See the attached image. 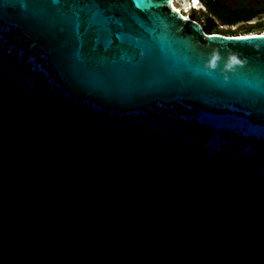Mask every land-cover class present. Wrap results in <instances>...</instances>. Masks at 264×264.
<instances>
[{
    "label": "water",
    "instance_id": "water-1",
    "mask_svg": "<svg viewBox=\"0 0 264 264\" xmlns=\"http://www.w3.org/2000/svg\"><path fill=\"white\" fill-rule=\"evenodd\" d=\"M174 0H0V264H264V33Z\"/></svg>",
    "mask_w": 264,
    "mask_h": 264
},
{
    "label": "flooded vegetation",
    "instance_id": "flooded-vegetation-1",
    "mask_svg": "<svg viewBox=\"0 0 264 264\" xmlns=\"http://www.w3.org/2000/svg\"><path fill=\"white\" fill-rule=\"evenodd\" d=\"M174 3L185 9L198 11L200 17L212 27L211 29L203 26L199 17L191 16L190 18L200 23L209 33L236 34L232 33L233 28L264 19V0H195V2L194 0H174ZM248 14H253V17L244 21L243 16Z\"/></svg>",
    "mask_w": 264,
    "mask_h": 264
},
{
    "label": "rangeland",
    "instance_id": "rangeland-1",
    "mask_svg": "<svg viewBox=\"0 0 264 264\" xmlns=\"http://www.w3.org/2000/svg\"><path fill=\"white\" fill-rule=\"evenodd\" d=\"M176 5L182 9V12L186 15V16H195V17H199L201 23L203 26L207 27V29H211L212 27L209 26L207 23H206V20H204L203 18L200 17L198 11H194V10H191V9H186L177 4ZM245 28H248L250 29V33H264V19L263 21H257V22H251V24H246V25H243L242 27H238V28H233L234 32L232 33H241ZM222 30V29H221ZM249 34V33H248Z\"/></svg>",
    "mask_w": 264,
    "mask_h": 264
},
{
    "label": "trees",
    "instance_id": "trees-1",
    "mask_svg": "<svg viewBox=\"0 0 264 264\" xmlns=\"http://www.w3.org/2000/svg\"><path fill=\"white\" fill-rule=\"evenodd\" d=\"M253 17V14H248L247 16L245 15V16H243L244 18H242L244 21H246V20H250L252 17ZM260 21H263V20H260ZM250 29H248V28H245L241 33H238V34H248V33H250ZM209 33V32H208ZM215 33V32H214ZM238 34H226V35H238Z\"/></svg>",
    "mask_w": 264,
    "mask_h": 264
},
{
    "label": "bare ground",
    "instance_id": "bare-ground-1",
    "mask_svg": "<svg viewBox=\"0 0 264 264\" xmlns=\"http://www.w3.org/2000/svg\"><path fill=\"white\" fill-rule=\"evenodd\" d=\"M194 2H195V0H194ZM174 5H175V3H174ZM175 6H176V5H175ZM176 8H178V7L176 6ZM186 9H188V8H186ZM186 9H185V10H186ZM179 10L182 11V9H180V8H179Z\"/></svg>",
    "mask_w": 264,
    "mask_h": 264
},
{
    "label": "built area",
    "instance_id": "built-area-1",
    "mask_svg": "<svg viewBox=\"0 0 264 264\" xmlns=\"http://www.w3.org/2000/svg\"><path fill=\"white\" fill-rule=\"evenodd\" d=\"M178 10H179V7H178Z\"/></svg>",
    "mask_w": 264,
    "mask_h": 264
}]
</instances>
